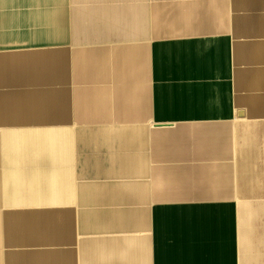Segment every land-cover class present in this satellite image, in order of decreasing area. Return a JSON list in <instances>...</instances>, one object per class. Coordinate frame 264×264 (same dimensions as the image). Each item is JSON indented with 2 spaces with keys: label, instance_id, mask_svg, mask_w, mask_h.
<instances>
[{
  "label": "crops",
  "instance_id": "0c3cea01",
  "mask_svg": "<svg viewBox=\"0 0 264 264\" xmlns=\"http://www.w3.org/2000/svg\"><path fill=\"white\" fill-rule=\"evenodd\" d=\"M261 125L264 0H0V264H264Z\"/></svg>",
  "mask_w": 264,
  "mask_h": 264
},
{
  "label": "rangeland",
  "instance_id": "374dc122",
  "mask_svg": "<svg viewBox=\"0 0 264 264\" xmlns=\"http://www.w3.org/2000/svg\"><path fill=\"white\" fill-rule=\"evenodd\" d=\"M261 129V130H260ZM257 131H264V125H261L260 127H258V130ZM258 151H263L262 153L258 152L257 154H255L253 156V159H255V163H253L251 165V167H255V168H264V148L262 146H260L258 149ZM257 172V175H258V172L259 174L261 175H258L259 178H263L264 177V171L261 170H256Z\"/></svg>",
  "mask_w": 264,
  "mask_h": 264
},
{
  "label": "water",
  "instance_id": "95a60500",
  "mask_svg": "<svg viewBox=\"0 0 264 264\" xmlns=\"http://www.w3.org/2000/svg\"><path fill=\"white\" fill-rule=\"evenodd\" d=\"M239 114H240V115H243L244 113H243V112H240Z\"/></svg>",
  "mask_w": 264,
  "mask_h": 264
}]
</instances>
